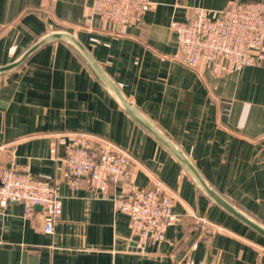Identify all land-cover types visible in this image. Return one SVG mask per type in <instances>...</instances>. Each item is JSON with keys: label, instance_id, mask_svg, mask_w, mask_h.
<instances>
[{"label": "crops", "instance_id": "crops-1", "mask_svg": "<svg viewBox=\"0 0 264 264\" xmlns=\"http://www.w3.org/2000/svg\"><path fill=\"white\" fill-rule=\"evenodd\" d=\"M150 1L113 26L93 0H0V165L51 180L63 202L53 233L39 206L0 205V264H264V59L186 65L172 21L233 0ZM77 131L128 151L139 185L171 188L164 240L131 239L123 186L69 183L57 134Z\"/></svg>", "mask_w": 264, "mask_h": 264}, {"label": "built area", "instance_id": "built-area-1", "mask_svg": "<svg viewBox=\"0 0 264 264\" xmlns=\"http://www.w3.org/2000/svg\"><path fill=\"white\" fill-rule=\"evenodd\" d=\"M150 0H93V10L104 21L118 26L137 24L151 8ZM179 57L186 65L198 68L204 63L217 75L253 66L264 59V0H233L219 10L194 7L183 20H173ZM64 145V163L69 183L78 187L87 179L91 187L107 193L121 185L123 192L113 196L116 208L130 216L131 239L143 249L165 239L175 219V195L162 180L139 185L133 179V156L114 142L87 132L57 134ZM23 202L27 215L41 208L44 230L53 233L63 207L59 187L37 177L26 166L0 165V205ZM196 222L208 221L196 215Z\"/></svg>", "mask_w": 264, "mask_h": 264}]
</instances>
